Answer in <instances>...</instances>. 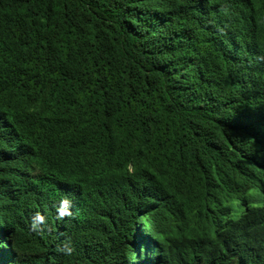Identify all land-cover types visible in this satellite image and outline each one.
<instances>
[{
  "label": "trees",
  "instance_id": "1",
  "mask_svg": "<svg viewBox=\"0 0 264 264\" xmlns=\"http://www.w3.org/2000/svg\"><path fill=\"white\" fill-rule=\"evenodd\" d=\"M0 264H264V0H0Z\"/></svg>",
  "mask_w": 264,
  "mask_h": 264
}]
</instances>
